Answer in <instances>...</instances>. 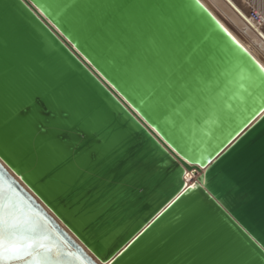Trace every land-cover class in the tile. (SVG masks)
I'll return each instance as SVG.
<instances>
[{"label": "water", "instance_id": "1", "mask_svg": "<svg viewBox=\"0 0 264 264\" xmlns=\"http://www.w3.org/2000/svg\"><path fill=\"white\" fill-rule=\"evenodd\" d=\"M214 1L230 17L223 0ZM57 3L13 0L20 33L33 53L61 67L111 113L150 180L122 220L99 231L34 161L11 152L0 155V194L6 197L0 203H8L14 223H22L16 222L15 237L31 244L12 263L37 255L40 264H129L126 245L196 223L235 250L239 264H264V258H245L264 247V100L252 104L248 95L251 81L264 79V60L208 4L181 0L193 45L214 69L213 109L202 120L182 123L155 111L142 93L129 89L130 99L120 91L92 62L95 57L111 71L107 59ZM217 110L231 119L219 121Z\"/></svg>", "mask_w": 264, "mask_h": 264}, {"label": "snow or ice", "instance_id": "2", "mask_svg": "<svg viewBox=\"0 0 264 264\" xmlns=\"http://www.w3.org/2000/svg\"><path fill=\"white\" fill-rule=\"evenodd\" d=\"M56 7L67 10L97 55L107 59L111 71L95 57L92 62L130 99L129 89L138 91L155 111L182 123L209 115L214 69L193 45L181 0H58ZM12 8L13 0H0V155L11 152L34 161L104 231L139 200L150 176L111 113L61 67L29 49ZM248 95L252 104L264 100V79L252 80ZM214 114L223 123L231 119L222 110ZM15 229L8 203H0V264L22 259L31 248L14 237ZM125 247L129 264L240 260L235 250L196 223ZM245 258H264V247Z\"/></svg>", "mask_w": 264, "mask_h": 264}, {"label": "bare ground", "instance_id": "3", "mask_svg": "<svg viewBox=\"0 0 264 264\" xmlns=\"http://www.w3.org/2000/svg\"><path fill=\"white\" fill-rule=\"evenodd\" d=\"M202 1L208 4L210 8H213L216 12L220 13V15L226 19L234 34H236L240 39H242L244 44L252 51V53L261 57L264 60V24L260 27H256L249 18V11L251 8L259 7L264 10V0H223V3L228 9L230 17L223 13L222 9H219L218 5L214 0ZM244 25H248L251 28V32L245 30L246 27ZM188 175H192L191 172H188ZM34 259L38 260L37 257ZM25 263L26 262L24 261L23 264ZM31 263L29 262V264Z\"/></svg>", "mask_w": 264, "mask_h": 264}, {"label": "built area", "instance_id": "4", "mask_svg": "<svg viewBox=\"0 0 264 264\" xmlns=\"http://www.w3.org/2000/svg\"><path fill=\"white\" fill-rule=\"evenodd\" d=\"M249 18L256 27L262 26L264 24V10L259 7L251 8L249 11Z\"/></svg>", "mask_w": 264, "mask_h": 264}, {"label": "rangeland", "instance_id": "5", "mask_svg": "<svg viewBox=\"0 0 264 264\" xmlns=\"http://www.w3.org/2000/svg\"><path fill=\"white\" fill-rule=\"evenodd\" d=\"M16 222H18L20 225H22V223L19 222L17 219L15 220V224H16ZM16 228H17V226H16ZM14 233H15V232H14ZM16 233H17V232H16ZM16 233H15V234H16ZM15 234H14V237H15ZM15 238H17V237H15ZM18 241H19V239H18ZM21 243H23V241H22ZM25 245H27V244H25ZM36 256H37V255H35V257H34V256L31 257V259H28L27 261H26V260H21L20 262H14V263H12V264H18V263L23 264L24 261H25L26 263L28 262L27 264H29V262L31 263V261H32V263L34 262L33 264H39V261H38L37 259H34V258H36ZM37 258H38V256H37ZM29 260H31V261H29ZM35 260H36V261H35ZM21 262H23V263H21ZM37 262H38V263H37ZM26 263H25V264H26ZM32 263H31V264H32Z\"/></svg>", "mask_w": 264, "mask_h": 264}]
</instances>
